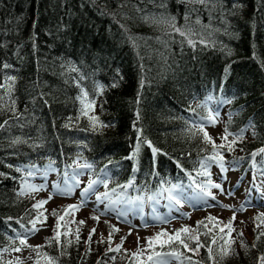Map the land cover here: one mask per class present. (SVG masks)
<instances>
[{
    "label": "trees",
    "instance_id": "obj_1",
    "mask_svg": "<svg viewBox=\"0 0 264 264\" xmlns=\"http://www.w3.org/2000/svg\"><path fill=\"white\" fill-rule=\"evenodd\" d=\"M173 17L188 35L173 30ZM7 77L16 79L11 93L0 88V250L12 248V238L45 211L33 206L46 194H21L25 185L78 186L83 165L101 193L129 204L137 199L142 208L151 199L154 213L159 202L169 211L172 185L174 193L210 191L203 161L216 152L197 126L208 119L197 108L207 98L224 103L223 125L237 141L226 162L240 172L264 168V0H0V84L11 83ZM85 98L97 99V121ZM200 221L191 235L181 234L188 248L174 241L155 250L182 253L183 264H259L263 229L254 226L243 241L247 250L233 246L237 255L222 259L224 230ZM55 225L38 244L47 264L49 257L55 264H106L102 257L117 253L102 243L90 259L91 242L102 238L89 242L90 231L79 230L77 242V229L63 220L59 240L49 243ZM124 259L120 264H134Z\"/></svg>",
    "mask_w": 264,
    "mask_h": 264
},
{
    "label": "rangeland",
    "instance_id": "obj_2",
    "mask_svg": "<svg viewBox=\"0 0 264 264\" xmlns=\"http://www.w3.org/2000/svg\"><path fill=\"white\" fill-rule=\"evenodd\" d=\"M93 101L94 104L91 109L87 108V105ZM82 105L89 113V117L96 115L97 99L90 100L85 98ZM197 108L202 109L208 116L207 120L197 121V126L203 128L211 136L212 140L208 142L212 146L213 142L215 145L222 143L226 145L218 150L219 154L223 156V169L220 166V161L212 160L217 153L211 156V159L207 158L203 161L204 169L208 173L207 178L213 184H220L222 189L210 186V191L213 194L211 197L204 195V192L199 188L185 189L184 192L178 193L181 199L180 204L170 200L169 211H166L161 210L159 202L157 206L160 211L155 208L157 213H154L150 209L151 199L146 202L149 208H142L137 205V199H134L129 204L120 196L112 198L101 196L102 184L98 183L99 180L97 178L92 177V172L88 173L90 168L83 165L86 170L82 169L84 175L79 176L77 179L78 186L71 183H69L71 187L68 184L61 185L54 180L38 182L39 186H44L41 191L46 194L42 195L43 199L41 200H48L44 204L45 211L39 214L41 219L36 224L38 231H32L31 228L24 233H17L12 238L13 247L0 250V264H9L10 261L15 262L17 260L21 264H36L37 261L39 264H47V259L37 256V250L32 247L22 246L20 239H25L29 246H36L44 236L50 235V224L53 220H56V217H53L50 213L53 209L60 211H57V214L63 217V221L67 222L66 226L68 228L73 227L89 231L95 228L96 232L93 235L97 239L98 237L104 238L105 241L103 243H108L114 249H116L117 245H121L122 238H125L116 255L114 254V256L109 258L107 256L102 257L106 264L128 262L126 259L122 260V258L130 257L131 262L134 264H143L152 251V249L147 247L148 237L155 236L161 230L169 235H174L176 230L181 229L182 226H187L191 229L190 232H186L191 235L197 221L202 219L209 220L207 219L209 216L216 217V220L210 221L213 223L217 222L220 225V229L224 230L222 239L217 244L220 253L224 249H233V246L238 248L246 236L249 237V233L252 232L254 226L264 230L262 224L254 221L258 214L264 213V168L262 164L254 172L251 168L240 172V168L235 166V163L226 162L230 158L229 155L234 153L235 150H227V145L234 140V136L230 132L227 131L229 134L227 140L221 139L226 129L223 125L226 115L224 103L213 98H207ZM96 124L97 122L94 126ZM36 174L41 175V173ZM45 174H47L46 176H52V173L49 172L43 173V175ZM64 177L67 178V174ZM90 181H97V183L85 193L84 189L88 188ZM33 194L35 197H41L40 192H34ZM49 196H51V199H48ZM97 196H101V199L98 200ZM138 200L141 199L139 198ZM69 205H80V207L78 209H70L67 207ZM222 205H232L233 208L226 209ZM242 205L245 210L241 211ZM234 211L236 217L233 222L234 230L229 232L225 225L233 216ZM93 216L99 217V220L92 219ZM43 217H47L46 221ZM82 220L85 221L84 224L79 223ZM111 227H115L119 231H113L111 233V241H109L108 236ZM240 232L243 233L242 236L239 235ZM161 239H167V237H161ZM101 244L96 241L91 242L87 257L93 259L97 256L99 253L97 249ZM155 245H158V243L154 242V248H156ZM138 247L142 250V254L134 256L133 253L137 252ZM16 248H20L21 251H14ZM157 248L158 250L156 251H163L159 247ZM170 264L183 263H181L179 258L172 257L170 258Z\"/></svg>",
    "mask_w": 264,
    "mask_h": 264
},
{
    "label": "snow or ice",
    "instance_id": "obj_3",
    "mask_svg": "<svg viewBox=\"0 0 264 264\" xmlns=\"http://www.w3.org/2000/svg\"><path fill=\"white\" fill-rule=\"evenodd\" d=\"M199 2L201 3H204V0H199ZM147 19V18H146ZM155 22V21H154ZM172 28L175 32H178L181 36H186L188 35L186 32L182 31L180 28L176 27L175 26V18L173 17L172 18ZM199 23V21H197ZM188 43L189 44H192L194 46V41H192L191 39L188 40ZM201 43H203V41H201ZM5 68L9 67V65L5 64L4 65ZM7 81H10L11 83L9 84H0V88H5L7 87V90L9 93H11V91L13 90V85L15 83V77H7L6 78ZM83 97H87V92H83ZM15 102L13 101V104ZM94 104V101L89 103L87 105V108L91 109V107L93 106ZM11 110V109H10ZM90 120L92 121H97L98 120V117H95V116H92V117H89ZM137 119H139V115L137 114ZM5 124H7V121L4 122ZM4 127L3 124H0V128ZM140 131V130H138ZM200 131H203L204 132V138L206 141H211L212 138L211 136L206 132L204 131L203 128L200 129ZM243 131V130H242ZM228 132H227V129H225V133L224 135L221 137L222 140H227V136H228ZM19 142L18 140L17 141H14L13 143H17ZM146 143H151L150 141H145ZM236 140H233L231 141L228 145H227V150L228 151H233V145L236 144ZM226 145L225 144H220V145H215L214 142H213V150L217 153V155L215 157H213V159L215 160H218L221 162V168L223 169L224 165L222 163L223 161V156L219 154V149L221 148H224ZM152 151L153 153H156L158 150L155 149V148H152ZM260 153H264V149H260L258 150ZM138 152H139V142L137 144V147H136V150L132 153V155L130 157H128L129 159H132V158H135L137 155H138ZM252 157H255L257 155L256 152L252 153L251 154ZM85 167H90V165H85ZM19 171V169H17ZM33 173L29 172L28 175L31 176ZM204 175H207L208 173L205 171L203 173ZM0 175H2V173H0ZM97 181H90L89 182V185H88V188L84 189V192L87 193L94 184H96ZM209 185H211V187H214V188H217V189H222V186L220 184H212L211 181L208 182ZM105 187H107V184L104 185ZM43 185L41 186H34V185H28L26 184L25 185V191H22L21 194H29V191L31 193H34V192H38V191H41L43 190ZM177 186L176 185H172V187L170 189H167L168 191V199L171 200V201H174L176 204H180L181 203V199L179 197V194L178 193H174L173 192V189H175ZM199 187V186H198ZM113 192H115V189L112 190ZM204 195L206 196H209L211 197L213 194L211 191H205L204 192ZM101 196L107 198L109 196V193L105 192V193H102ZM101 196H97V199L100 200L101 199ZM48 199H51V196L48 197ZM139 199V198H138ZM48 202L47 199L45 200H40V201H37V203L33 206L34 208H39L41 205H44ZM68 208L70 209H78L80 207V205H69L67 206ZM222 207L226 208V209H232L233 206L232 205H222ZM240 210H245L244 209V206L242 205ZM53 215L56 217V225H55V228H54V232H55V236L54 237H51V238H47L48 239V242L51 243L53 239H56V240H59V236H60V233L57 231L59 228H60V221L63 219V217H60L58 214H57V211L54 209L53 210ZM235 211L233 212V216L229 219L227 225H225V227H227V229L229 230V232L233 231V222L235 221ZM11 219V218H9ZM41 217L38 216L37 217V220H40ZM43 219L46 221L47 217H43ZM92 219L94 220H99V217L97 216H93ZM207 219L209 220H216L217 218L216 217H213V216H209ZM256 220H259L261 221V223H264V213H260L258 214L256 217H255ZM30 223H32V231H38V229H36V221H31ZM80 224H84L85 221H79ZM241 223H243V221H241ZM198 225H202L204 224V221H198L197 222ZM113 231H119V229L115 228V227H111L110 229V232H109V236H108V240L111 241V233ZM191 229H189L187 226H182L181 229L179 230H176L175 234L174 235H169L167 232L161 230L160 232H157L155 236L153 237H148L147 238V241H148V244H147V247L149 249H152L151 251V254H149L147 256V260L145 262H143V264H170V258L172 257H175V258H179L182 253H177L175 251H172V252H164V251H156L155 248H154V242H157L158 243V246L163 249L166 245L171 247L173 245V242L174 241H178L180 244H182L185 248H188V244L185 242V239H181V234L182 233H186V232H190ZM78 232H79V229H77V242L79 241V235H78ZM96 232V229L93 228L91 229V231L89 232V242L91 241V237L92 235ZM221 232H223V229H221ZM130 234V233H129ZM240 236L243 235L242 232L239 233ZM161 237H167V239H161ZM261 237H264V232H261L257 235L256 239L257 240H260ZM123 239L125 238H122V241H121V245L123 243ZM187 239H193V237H187ZM71 241H69L70 243ZM103 239H101L99 241V243H103ZM213 242H215V238H213ZM20 244L22 246H25V247H32L34 250H39L42 246L41 245H36V246H29L27 245L26 243V240L25 239H20ZM121 245H117L116 246V251H118L121 247ZM202 245H200L199 243H197V248L201 247ZM242 246L247 250L248 246L246 244H244L242 242ZM252 247H255V244L252 245ZM112 249H109V251H111ZM191 251H195V249H190ZM14 251H21L20 248H16L14 249ZM142 254V250L138 247L137 249V252L136 253H133L134 256H137V255H141ZM237 255V253H235V250L232 249V248H228V249H224L222 250L221 252V258L224 259L226 258L228 255ZM209 255L211 257V248H209ZM113 259H115L113 257ZM258 260H259V264H264V254H261V256L258 257ZM48 262L49 264H55V261L49 257L48 258ZM9 264H21V262L19 260L15 261V262H12L10 261ZM36 264H39V262L37 261ZM99 264V262H98Z\"/></svg>",
    "mask_w": 264,
    "mask_h": 264
}]
</instances>
